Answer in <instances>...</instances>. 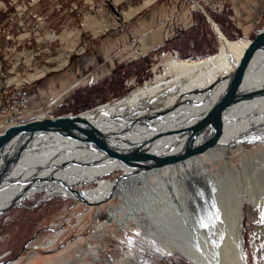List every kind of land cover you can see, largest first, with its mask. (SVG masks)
I'll list each match as a JSON object with an SVG mask.
<instances>
[{"label":"bare ground","instance_id":"1","mask_svg":"<svg viewBox=\"0 0 264 264\" xmlns=\"http://www.w3.org/2000/svg\"><path fill=\"white\" fill-rule=\"evenodd\" d=\"M154 1L144 0L122 18L130 19ZM114 20L95 21L87 16L83 28L97 34L117 26V18ZM79 35L78 29L64 33L65 63L72 52H81L76 49ZM219 41L216 55L198 62L173 58L144 86L79 116L89 119L122 152L136 149L156 156L175 152L187 140L184 131L196 125L219 99L249 44L222 36ZM43 72L29 78H39ZM14 78L7 84L20 77ZM260 86L263 90L252 99L237 103L227 112L215 148L172 166L145 169L143 162L124 165L76 139L59 133L44 134L24 152L0 189V212L8 205L23 206L24 201L35 200L38 195L47 200L73 199L90 207L118 198L121 205L114 209L111 220L125 229H131V223L144 222L146 244L158 250L157 256L168 259L169 255L180 254L195 263L193 245L203 232L198 230L202 221L198 193L209 191L224 210L221 219L226 227L219 250L209 253L219 264H235L231 248L238 234L230 231L234 233L241 223L243 238L244 206L264 205V166L259 163H264V151L230 167L232 151L243 148V144L264 145V52L252 61L242 88L248 93ZM116 172H121L117 181L106 180ZM120 213L122 217L117 216ZM238 249L239 264H247L244 246ZM131 258L128 264H149L137 252Z\"/></svg>","mask_w":264,"mask_h":264},{"label":"rangeland","instance_id":"2","mask_svg":"<svg viewBox=\"0 0 264 264\" xmlns=\"http://www.w3.org/2000/svg\"><path fill=\"white\" fill-rule=\"evenodd\" d=\"M117 1L115 4V0H0V98L7 102L16 94L13 88H20L17 89L20 91L17 99H24V113L32 112L37 118L81 115L144 86L160 74L163 65L171 59L187 61L172 53H169L172 56L162 55L155 60L139 61L144 57V47L139 37L130 36L134 34L133 21L124 20L122 14L139 8L144 0ZM87 16L95 21L104 18L109 23L117 18V26L93 34L83 28ZM36 19L46 24H40L33 33L27 27L33 26ZM23 21L27 27L19 26ZM76 29L80 30L76 49H81V52H72L65 63L63 35ZM109 35L120 38L119 47L115 46L110 58L114 59V63L122 59L128 65L122 67L123 73L117 78L123 86L122 92L117 96L110 92V88L118 84L116 79L111 81L113 76L92 86L69 85L66 78L72 59L84 54L96 43L103 42ZM133 38L137 39L142 48L140 53H143L137 59L136 51H131L130 47ZM227 39L236 42L241 38ZM220 44L217 39L211 56L217 54ZM106 50H109L108 47ZM65 66L68 67L60 71ZM140 68L143 75L139 73ZM41 70L44 71L41 77L29 78ZM16 76L20 77L18 81L7 84V80L16 79ZM5 86L10 93H5ZM64 109L68 113L61 114ZM2 125L6 124L0 118V134L7 128ZM242 146L232 151L230 167L253 159L264 151L263 144L258 147L252 144ZM259 163L264 166L262 161ZM120 175L121 172H116L106 180L117 181ZM43 199L38 195L35 200L24 201L23 206H16L0 217V264L7 261H10L7 264H128L136 252L149 264L191 263L180 254L169 255L168 259L157 256L158 250L146 244L144 235L147 226L144 222L135 225L130 222L131 229H125L119 226L118 221L111 220L114 209L121 205L118 198L92 207L61 197ZM243 210L242 243L246 262L264 264V222L261 221L264 205L250 206L247 203ZM117 216L122 217V214Z\"/></svg>","mask_w":264,"mask_h":264},{"label":"water","instance_id":"3","mask_svg":"<svg viewBox=\"0 0 264 264\" xmlns=\"http://www.w3.org/2000/svg\"><path fill=\"white\" fill-rule=\"evenodd\" d=\"M264 52V28L259 30L254 39L249 41L234 71L229 75L226 87L219 99L207 111L204 117L194 126L190 127L184 134L186 142L175 152L163 155H149L139 150L120 151L112 141L101 135L89 119L73 116L45 117L26 122L18 126L7 127L0 134V162L3 167L0 169V189L8 182L10 172L25 151L41 136L47 133H59L69 138L83 142L91 148L98 149L113 157L124 165L145 163V169L161 168L185 162L191 158L201 156L212 148H215L222 136L227 112L237 103L252 99L262 91L261 86L248 91H243V83L246 73L254 58ZM212 191V190H211ZM207 195V196H205ZM213 193H198L201 204L199 205L198 230L203 231L195 238L193 248L195 250V263L189 264H219L211 256L210 250L218 251L226 236V227H223L224 220L221 219L223 209L213 199ZM205 196V197H203ZM15 208L8 205L0 212V217ZM202 212V213H201ZM225 214V213H224ZM220 225H216L219 224ZM230 233L238 234V241L232 240V252L235 264H239L238 247L243 248L241 238V223L238 229ZM25 251V250H24ZM212 251V252H213ZM10 261L3 262L7 264Z\"/></svg>","mask_w":264,"mask_h":264},{"label":"crops","instance_id":"4","mask_svg":"<svg viewBox=\"0 0 264 264\" xmlns=\"http://www.w3.org/2000/svg\"><path fill=\"white\" fill-rule=\"evenodd\" d=\"M166 1L156 0L141 8L128 20L133 21L134 34L130 36L139 37L144 47V57L139 61L155 60L158 56L176 53L180 59L198 62L189 60L212 57L211 54L216 49L219 37L229 39L240 37L239 41H248L252 40L264 26V0H228L227 8L221 14L208 11L207 18L195 11L183 15L185 28H181L175 37L165 40V21L173 10V6ZM101 5L104 6L103 3ZM118 38L112 35L106 36L103 42L96 43L82 55H76L68 65L69 76L66 79L69 85L92 86L97 82H105L113 76L111 81L116 79L118 84L111 87L110 92L112 95H119L123 86L117 78L123 73L122 67L128 65H125L122 59L114 63V59L110 58L115 46L119 47L120 38ZM107 47L109 50H106ZM139 73L143 75L141 68Z\"/></svg>","mask_w":264,"mask_h":264},{"label":"built area","instance_id":"5","mask_svg":"<svg viewBox=\"0 0 264 264\" xmlns=\"http://www.w3.org/2000/svg\"><path fill=\"white\" fill-rule=\"evenodd\" d=\"M169 5L173 6V10L170 16L167 17L165 21V30H164V39L169 40L173 37H175L181 28H185V22H183L182 18L183 15H186L187 13L191 12H200L206 17V14L208 11L213 12V13H223L226 10V6L228 3V0H167L166 1ZM40 24H46L45 21H34V25L31 27L25 26L24 21L19 24L21 27H27V30L33 31V33L36 32L37 27ZM136 38H133L130 43L131 51H136V56L135 59L139 58L142 54L140 53V50L142 49L140 45L136 42ZM130 49V48H129ZM176 54V53H172ZM66 67L65 66L63 69L60 71L64 70ZM6 91L5 93H10L8 92V86H5L4 88ZM16 90L15 96H11L10 100L7 102H4L0 98V118L4 119V123L6 125H2L5 127H10V126H18L21 124H24L29 121L41 119L37 118L38 116L34 115L32 112L29 113H24L25 110V103L24 99L21 98L18 100L17 96L20 95V91L17 89L20 88H13ZM20 98V97H19ZM47 117H52L48 116Z\"/></svg>","mask_w":264,"mask_h":264},{"label":"trees","instance_id":"6","mask_svg":"<svg viewBox=\"0 0 264 264\" xmlns=\"http://www.w3.org/2000/svg\"><path fill=\"white\" fill-rule=\"evenodd\" d=\"M66 109H67V108H66ZM66 109H64V110L61 112V114H64V113L66 114V113H68V111H67ZM61 114H60V115H61Z\"/></svg>","mask_w":264,"mask_h":264},{"label":"snow or ice","instance_id":"7","mask_svg":"<svg viewBox=\"0 0 264 264\" xmlns=\"http://www.w3.org/2000/svg\"><path fill=\"white\" fill-rule=\"evenodd\" d=\"M261 221L264 222V214L261 215Z\"/></svg>","mask_w":264,"mask_h":264}]
</instances>
